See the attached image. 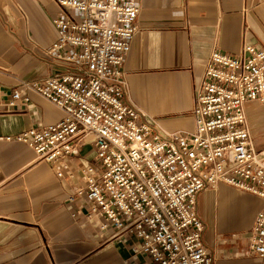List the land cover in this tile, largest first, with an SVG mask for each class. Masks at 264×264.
<instances>
[{"label": "built area", "instance_id": "built-area-1", "mask_svg": "<svg viewBox=\"0 0 264 264\" xmlns=\"http://www.w3.org/2000/svg\"><path fill=\"white\" fill-rule=\"evenodd\" d=\"M139 2L56 0L57 38L47 53L71 68L21 81L3 106L14 111L36 95L62 118L6 139L52 163L58 178L91 147L94 158L81 161L68 201L102 231L135 238L131 252L144 264H213L197 196L221 184L261 199L243 239L247 255L264 259V149L256 150L246 112L250 102L264 104V50L249 43L237 55L214 50L193 129L168 131L132 101L123 70L140 31Z\"/></svg>", "mask_w": 264, "mask_h": 264}, {"label": "crops", "instance_id": "crops-1", "mask_svg": "<svg viewBox=\"0 0 264 264\" xmlns=\"http://www.w3.org/2000/svg\"><path fill=\"white\" fill-rule=\"evenodd\" d=\"M139 7L140 31L123 65L131 99L166 130H191L210 54L237 55L244 43L264 50V0H140ZM58 12L56 0H0V264H144L131 252L135 238L102 231L87 219L86 208L78 214V203L68 201L81 183V161L94 158L91 147L71 161L74 177L67 172L58 178L52 163L6 139L62 118L36 95L17 110L3 106L21 81L71 68L47 53L57 38ZM246 112L264 127L263 103H248ZM197 202L213 264H264L246 254L244 239H231L235 232L249 233L260 198L221 184L199 193Z\"/></svg>", "mask_w": 264, "mask_h": 264}, {"label": "rangeland", "instance_id": "rangeland-1", "mask_svg": "<svg viewBox=\"0 0 264 264\" xmlns=\"http://www.w3.org/2000/svg\"><path fill=\"white\" fill-rule=\"evenodd\" d=\"M248 122H249V126H250V130H251V135H252V138H253V141H254V144L256 145H259L261 146L264 145V127L263 126H260L258 124H255L252 120L249 119L248 117ZM89 148H86L85 149V152L88 150ZM236 189V188H235ZM239 193L243 194V195H246L247 193H244V192H241L240 190L236 189ZM212 191H216V190H212ZM232 235H236L238 236L240 239L239 240H242L244 237H246L247 234H245L244 232H235L234 234ZM231 235V236H232ZM241 236V237H240ZM231 239H233L231 237ZM233 240H238V238L236 239H233Z\"/></svg>", "mask_w": 264, "mask_h": 264}]
</instances>
